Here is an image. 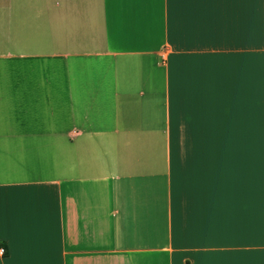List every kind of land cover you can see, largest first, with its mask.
Segmentation results:
<instances>
[{"label":"crops","instance_id":"crops-1","mask_svg":"<svg viewBox=\"0 0 264 264\" xmlns=\"http://www.w3.org/2000/svg\"><path fill=\"white\" fill-rule=\"evenodd\" d=\"M0 264H264V0H0Z\"/></svg>","mask_w":264,"mask_h":264}]
</instances>
